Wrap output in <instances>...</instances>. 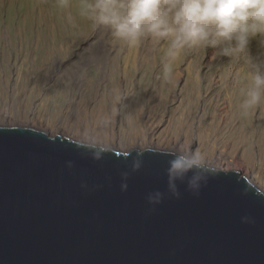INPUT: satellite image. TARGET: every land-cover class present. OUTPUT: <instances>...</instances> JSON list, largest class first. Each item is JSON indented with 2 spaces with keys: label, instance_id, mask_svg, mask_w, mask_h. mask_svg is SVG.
<instances>
[{
  "label": "water",
  "instance_id": "95a60500",
  "mask_svg": "<svg viewBox=\"0 0 264 264\" xmlns=\"http://www.w3.org/2000/svg\"><path fill=\"white\" fill-rule=\"evenodd\" d=\"M94 149H105L100 159ZM172 154L0 126V264H264L260 189L205 168L198 192L186 178L173 196Z\"/></svg>",
  "mask_w": 264,
  "mask_h": 264
},
{
  "label": "rangeland",
  "instance_id": "374dc122",
  "mask_svg": "<svg viewBox=\"0 0 264 264\" xmlns=\"http://www.w3.org/2000/svg\"><path fill=\"white\" fill-rule=\"evenodd\" d=\"M81 2L0 0V126L34 128L50 137L60 135L127 153L133 150V143L150 145L151 139L141 135L139 130L145 132L151 124L166 122L164 132L157 137L159 140L152 139L153 143L157 144L158 140L162 145L153 150L165 151L176 146L177 151L187 153L197 138L202 145L198 153L204 166L211 164L212 156L204 129L209 126L210 115L219 110L222 117L216 124L221 129L218 132L221 141L217 147L228 153L235 142L248 155L264 158V99L247 111L239 107L243 98L241 90L255 71L254 66L246 62L245 54L227 57L220 54L218 47H189L174 63L171 79L166 81L161 68L162 50L154 49L148 41L132 46L121 42L92 20L79 15ZM89 42L92 43L88 46ZM81 48L85 50L82 55L89 56L84 55L85 63L64 69L67 57ZM108 48L113 49L108 51ZM95 51L118 62L108 60L99 65L90 59ZM248 55L264 70V37L258 34L250 39ZM109 64L112 68H106ZM98 78L104 82L92 108L112 114L111 124L116 135L120 134L115 138L94 133L96 122H92V112L87 116V129L56 118L70 105L75 109L81 107L82 98H86L91 89L90 82ZM111 80L115 84L111 85ZM119 93L123 95L121 100ZM29 97L39 103L32 105ZM75 114L77 117L82 112L75 111ZM182 116L186 120L181 121ZM100 123L104 122L100 120ZM222 139L230 141V149L224 147ZM229 165L228 171L241 175L249 171L245 169L244 159H232Z\"/></svg>",
  "mask_w": 264,
  "mask_h": 264
},
{
  "label": "clouds",
  "instance_id": "9594fccd",
  "mask_svg": "<svg viewBox=\"0 0 264 264\" xmlns=\"http://www.w3.org/2000/svg\"><path fill=\"white\" fill-rule=\"evenodd\" d=\"M78 12L129 46L148 41L154 49L162 50L161 68L166 81L171 79L174 63L189 47H218L227 57L245 54L255 71L241 90L239 107L247 111L264 99V70L248 55L250 39L258 34L264 37V0H82ZM103 151L94 149V158L100 159ZM172 156L167 169L168 190L179 197L176 181L187 178L188 188L198 192L207 179L200 154L190 151ZM140 167L141 160H133L132 170ZM127 177L124 173L123 180ZM127 187L122 182L121 190ZM258 194L264 195V191ZM162 197L157 191L148 199L159 203Z\"/></svg>",
  "mask_w": 264,
  "mask_h": 264
},
{
  "label": "bare ground",
  "instance_id": "6f19581e",
  "mask_svg": "<svg viewBox=\"0 0 264 264\" xmlns=\"http://www.w3.org/2000/svg\"><path fill=\"white\" fill-rule=\"evenodd\" d=\"M91 43L89 42L88 46L91 45ZM105 48H106V46H105ZM108 49H107L108 51H112L113 48H111V49L108 48ZM83 50H84V48H81L78 51H76L74 55L68 56L67 57V60L64 62V65L66 64L65 66H63L64 69L65 68H68V67H71L72 65H75V64H77L76 65V68H77V66L79 65V63L80 64L85 63L84 62V60H85L84 55H86V54L82 55L84 53ZM85 50H87L86 46H85ZM104 50L105 49L103 48V51ZM106 51L104 53H106ZM87 52H89V51H87ZM86 56H88V54ZM80 57H81V59H80ZM90 59L93 60V61H97V63H99V65H102L103 64V61H108L109 60V58L107 56H103V54L100 55L97 52L96 53H93L90 56ZM114 59L113 60H109L108 62H118L117 60H114ZM137 60L138 59H136V61ZM137 64H138V62H137ZM126 66L128 67V64ZM108 67H111L112 68V65L109 64V66H106V68H108ZM80 68H82V67H80ZM84 69H86V68H84ZM110 71L113 72V70H110ZM99 72H100V75L103 76V73H101L100 70H99ZM110 77H113V76H110ZM103 82L104 81H103L102 78H98V80H95V79L92 80L90 82V85H89V87L91 89L87 93L86 98H84V97L82 98V99H84V102L81 101V107L75 109V108H72V105H70L66 110L64 109V111H62L61 114L59 113L60 116H57L56 118L57 119H64L65 121L71 122V123H73V124H75V125H77L79 127H83L85 129H87L89 127L88 126L89 123H88V119H87L88 117L87 116L93 114V116H92L93 117L92 122H96V125H94L95 126V128H94L95 129V132H94L95 134H99V136H103V137H106V138H109V137H114L115 138V136H119L120 134L119 135H116V132L114 131V127H113L114 125L111 124V118L110 117L112 116V114L109 113V111H105V110H102V109H96L94 107L92 108V104L100 96V93L99 92H100V88L102 87ZM73 83H75V82H73ZM113 83L115 84V81H112L111 80L110 81V84L112 85ZM47 84L48 83H45V85H47ZM118 96H119V100H121L123 98L122 93H119ZM104 97L107 99V95H105ZM29 98H31V97H29ZM31 101H32L31 102L32 105H36V104L39 103V101H35V99H32V98H31ZM79 104H80V101H79ZM75 111L82 112V115L76 117ZM89 112H92V114H90ZM221 117H222V114L220 113V111L219 110H216V112L214 114L210 115L209 126H207V128L204 129L205 130V135H207V137H208V139L206 141V143H208L207 146L208 147H211V149H212L211 150L212 151L211 152L212 153V156L209 158V160L211 161V164L210 165L209 164L204 165L205 168H210V169H214V170H221V171H227V172H229L228 170L230 168V165H229L230 160H232V159L234 160L235 158H239V159H242V160L244 159V162L247 163V165H246L247 167L245 169L246 170H249V171L247 172V175H244L243 174L242 176L245 177L246 179H248L251 183H253V185H255L256 187H258L260 189V191H264V189H262L259 186H257L251 180L252 179L251 177H253L256 181L259 182L260 186L264 187V158H262L261 155L258 156V159L257 158H254V157H252V154H249L248 155L247 152L242 151L237 145H235V142L232 143L233 149L230 152H228V153H226L227 151L226 152H225V150L222 151L221 148L217 147V143L219 141H221V137L218 136L219 135L218 132H220L221 129L218 128V125L216 124V122ZM115 118L116 117H114V119ZM164 118H165V116H164ZM94 119H96V121ZM100 120H102V122H104V123L98 124L100 122ZM182 120H186V117L185 116H182L181 117V121ZM158 124L157 125L151 124V126L148 127L145 130V132L144 131L142 132V130H139V132H140L141 135H144V137L147 136L149 139H151L150 140L151 143H150V145L148 147L147 146L146 147L145 146H142V145H144V143H142V144H134L133 143V144H131V147L133 148V150H141L142 151L143 149H146V148L159 149L158 147H160V145H162V144L160 142H158L159 139L157 137H159V134H162L164 132V128L166 126V122H165V124H162L161 123L162 125L161 124L158 125ZM193 126H195V124ZM180 127H182V126H180ZM26 128H28V127H26ZM180 130H184V129H180ZM134 131L135 130H133L132 132H134ZM185 135H186L185 137H187V134H185ZM155 137L158 139V140H156L157 144L156 143H153L154 142L153 141L154 140L153 138H155ZM222 140H223V143L225 144L224 147H226L227 149H230V148H228V144H230L229 143L230 141L229 140H224V139H222ZM108 141H110V140L106 139V142H108ZM112 142H113V140H112ZM201 147H202L201 142L199 141V139L196 138L195 140H193V143L190 146L189 151H192L193 150V151L198 152V150H201ZM130 151H132V150H130ZM143 151H146V150H143ZM165 151L176 152V153L180 152V151H177V147L176 146H170ZM213 166H214V168H213ZM248 175H250V176H248Z\"/></svg>",
  "mask_w": 264,
  "mask_h": 264
}]
</instances>
